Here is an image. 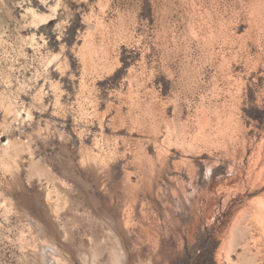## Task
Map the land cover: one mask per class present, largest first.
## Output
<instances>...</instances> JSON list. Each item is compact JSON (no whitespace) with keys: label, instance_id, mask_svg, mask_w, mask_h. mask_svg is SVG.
<instances>
[{"label":"rangeland","instance_id":"obj_1","mask_svg":"<svg viewBox=\"0 0 264 264\" xmlns=\"http://www.w3.org/2000/svg\"><path fill=\"white\" fill-rule=\"evenodd\" d=\"M109 232L264 264V0H0V264Z\"/></svg>","mask_w":264,"mask_h":264},{"label":"bare ground","instance_id":"obj_2","mask_svg":"<svg viewBox=\"0 0 264 264\" xmlns=\"http://www.w3.org/2000/svg\"><path fill=\"white\" fill-rule=\"evenodd\" d=\"M106 237H108L109 240L111 241V245L109 248V253H110L109 262L107 264H126L127 254L122 246V241L120 237L117 234L111 235L110 232L106 234ZM47 241H45V237H43V235H39V243L36 246V248L32 250V255H31L32 264H66L64 263L66 259L64 260L60 258L61 256L58 253L57 249L55 248L54 244L51 241L50 242ZM92 249L94 248H90L89 251H85L83 254L78 255L81 264H100L99 262H96V259L99 256L101 257L102 252L99 253L96 252V250H92ZM80 250L81 252L83 251L82 248H80ZM52 254H57V256H54ZM66 261L68 262V260Z\"/></svg>","mask_w":264,"mask_h":264}]
</instances>
